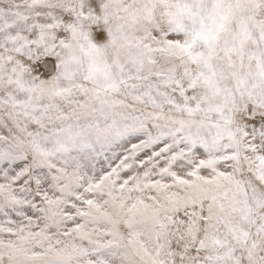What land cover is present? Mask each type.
<instances>
[{"label":"snow or ice","instance_id":"6c2138e0","mask_svg":"<svg viewBox=\"0 0 264 264\" xmlns=\"http://www.w3.org/2000/svg\"><path fill=\"white\" fill-rule=\"evenodd\" d=\"M0 264H264V0H0Z\"/></svg>","mask_w":264,"mask_h":264}]
</instances>
